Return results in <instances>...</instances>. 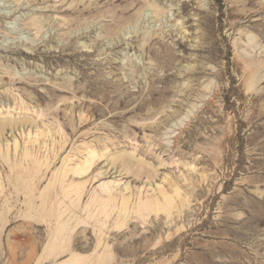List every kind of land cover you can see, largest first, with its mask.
<instances>
[{
	"label": "rangeland",
	"instance_id": "obj_1",
	"mask_svg": "<svg viewBox=\"0 0 264 264\" xmlns=\"http://www.w3.org/2000/svg\"><path fill=\"white\" fill-rule=\"evenodd\" d=\"M0 264H264V0H0Z\"/></svg>",
	"mask_w": 264,
	"mask_h": 264
},
{
	"label": "bare ground",
	"instance_id": "obj_2",
	"mask_svg": "<svg viewBox=\"0 0 264 264\" xmlns=\"http://www.w3.org/2000/svg\"><path fill=\"white\" fill-rule=\"evenodd\" d=\"M15 145V144H14ZM105 185V184H104ZM106 186V185H105ZM105 186H104V188H105ZM146 205V204H145Z\"/></svg>",
	"mask_w": 264,
	"mask_h": 264
}]
</instances>
